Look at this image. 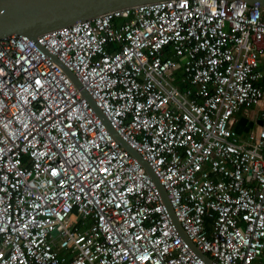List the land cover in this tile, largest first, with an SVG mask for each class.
Here are the masks:
<instances>
[{
  "label": "built area",
  "instance_id": "built-area-1",
  "mask_svg": "<svg viewBox=\"0 0 264 264\" xmlns=\"http://www.w3.org/2000/svg\"><path fill=\"white\" fill-rule=\"evenodd\" d=\"M50 54L150 167L189 243L211 264H262L264 9L241 0L0 38V264H208Z\"/></svg>",
  "mask_w": 264,
  "mask_h": 264
},
{
  "label": "water",
  "instance_id": "water-1",
  "mask_svg": "<svg viewBox=\"0 0 264 264\" xmlns=\"http://www.w3.org/2000/svg\"><path fill=\"white\" fill-rule=\"evenodd\" d=\"M153 1L158 0H0V38L9 35H23L28 39L35 40L36 36L39 34L70 25L76 21L90 19L107 11ZM241 1H244L248 5L264 9V0ZM42 50L49 54L44 48H42ZM51 57L71 79L74 86L79 90L80 95L85 98L94 110V113L102 120L107 131L112 135L114 140L144 168L159 191L161 199L165 204L177 231L183 239L187 241L184 232L180 229L178 222L171 212L165 192L150 167L108 124L105 116L95 106L90 96L81 87L77 78L74 77V75L58 59L53 55H51ZM257 123H259V121H257ZM187 242L189 243V241ZM189 245L198 256L203 258L208 264H211L210 260L194 247L192 243H189Z\"/></svg>",
  "mask_w": 264,
  "mask_h": 264
},
{
  "label": "rangeland",
  "instance_id": "rangeland-1",
  "mask_svg": "<svg viewBox=\"0 0 264 264\" xmlns=\"http://www.w3.org/2000/svg\"><path fill=\"white\" fill-rule=\"evenodd\" d=\"M253 109H249L247 115H245L244 117H242L243 121L245 122L244 125L249 128L248 131L246 132H241V129L243 128V122L240 121L236 126H239V130L241 132V136H247L248 133H253L255 131L256 128V118L255 116H253ZM250 126V127H249Z\"/></svg>",
  "mask_w": 264,
  "mask_h": 264
},
{
  "label": "crops",
  "instance_id": "crops-1",
  "mask_svg": "<svg viewBox=\"0 0 264 264\" xmlns=\"http://www.w3.org/2000/svg\"><path fill=\"white\" fill-rule=\"evenodd\" d=\"M254 110V109H253ZM248 113V112H247ZM247 113L246 114H244V113H238L237 115H236V122H235V125H234V130L239 134V135H241V132H246V131H248V129L249 128H247L245 125H244V121H243V119H242V117H244L245 115H247ZM253 116H255V118H256V121H255V123L257 124V114H256V111L254 110L253 111ZM240 121H242L243 122V128L241 129V132H240V130H239V126H236ZM250 127V126H249ZM258 260H260L261 261V263L262 264H264V251H263V253L259 256V259ZM253 264H256V261L253 263Z\"/></svg>",
  "mask_w": 264,
  "mask_h": 264
}]
</instances>
